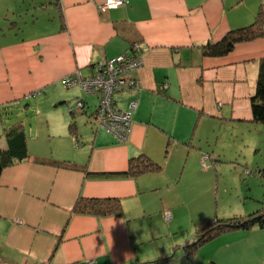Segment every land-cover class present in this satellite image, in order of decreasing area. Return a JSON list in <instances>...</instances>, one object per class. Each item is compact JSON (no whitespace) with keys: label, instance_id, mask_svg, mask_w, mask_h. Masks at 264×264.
<instances>
[{"label":"crops","instance_id":"obj_1","mask_svg":"<svg viewBox=\"0 0 264 264\" xmlns=\"http://www.w3.org/2000/svg\"><path fill=\"white\" fill-rule=\"evenodd\" d=\"M104 1H43L27 12L24 26L12 21L0 28V150L8 146L5 130L15 124H5L9 109L19 105L28 111L34 98V110L48 118L45 131L31 134L19 121L28 157L0 177V264H264V227L223 233L192 257L184 247L196 230L178 242L169 232L185 213L197 214L191 219L196 229L208 220H202L211 211L207 194L187 200L180 187L185 174L213 176L219 170L201 164L204 154L219 161L217 137L224 126L261 129L250 97L264 59V37L238 43L219 57L205 56L202 47L254 23L264 0H128L102 10ZM46 8L42 16L36 11ZM19 13L6 12L0 20ZM133 43L140 44L143 64L129 74L140 86L113 95L123 110L138 100L130 138L121 142L98 123L87 130V118L76 114L94 116L90 95L78 86L66 89L64 79L91 76L94 65ZM78 98L88 104L69 113ZM141 154L161 169L125 175L130 159ZM57 162L87 166L99 175ZM81 196L117 197L123 214L76 213Z\"/></svg>","mask_w":264,"mask_h":264},{"label":"rangeland","instance_id":"obj_2","mask_svg":"<svg viewBox=\"0 0 264 264\" xmlns=\"http://www.w3.org/2000/svg\"><path fill=\"white\" fill-rule=\"evenodd\" d=\"M43 1L53 2L55 0H0V15H4L8 12V15L12 16L14 12H21L18 18H14L15 20L9 18V20H6V23L4 20H0V28L5 26L6 30L9 28L12 21H17L20 26H24L27 12L29 11L31 15L33 7ZM47 7L51 8L52 5L48 3ZM7 9L8 11H6ZM43 10L38 9L36 11L42 16L47 13V8ZM2 34L3 31L0 30V39L3 37ZM128 51H130V48L126 52ZM127 80L131 82V85L126 84L119 89L120 91L118 92L139 88L140 81L137 78L127 75ZM64 87L66 89L73 88L68 86ZM88 98L89 102H91L90 104H92L89 109L90 111H94L96 109L97 98L93 95L88 96ZM34 102V98L29 101L31 107H29L30 109L28 111L23 107L20 108L19 105H15V107L9 109L5 114L6 126L10 123H16L22 120L27 125L26 128L29 134L35 130L45 131L44 123L48 119L47 115L41 111L42 109L40 110L42 113L34 110ZM75 110L83 111L78 109ZM67 111L72 113L70 108H68ZM77 116L87 118V120H85V125L89 131H93L92 128H96L99 124L93 115L88 117L86 115L76 114V117ZM36 122L41 123L36 124ZM244 125L243 129H232L229 126L228 128L224 126L222 135L217 137L219 138L218 147L221 151L219 161H216L217 158H215L214 155H210L206 159V166L201 164L206 168H214L217 166L219 170H214L215 174L213 176L208 173L199 174L197 171V173L185 174V178L182 182L184 184L180 187V195H183L187 200H191L195 196L207 194L205 196V199H207L206 204L209 200L207 206L210 205L209 208L211 211L208 212L202 220L246 215L262 208V203H264V124H255L261 127V129L258 130H249L248 126H246V124ZM80 127H82L81 122ZM254 139L259 145L255 148L249 147L248 142H253L255 141ZM189 206H191V204ZM187 207L188 206H185L183 209ZM166 211H164L165 217L167 216ZM194 214L193 217L192 213L191 216L185 213L179 221L175 222L173 229L169 230V232L172 233L171 236L173 237V241L178 242L180 241L179 238L185 240L187 237H190L193 232L195 233L196 225H194V221L191 219L198 216L196 213ZM166 219L168 218L166 217Z\"/></svg>","mask_w":264,"mask_h":264},{"label":"trees","instance_id":"obj_3","mask_svg":"<svg viewBox=\"0 0 264 264\" xmlns=\"http://www.w3.org/2000/svg\"><path fill=\"white\" fill-rule=\"evenodd\" d=\"M53 4H56L55 2ZM264 37V11L260 8L256 20L254 23L231 29L225 36L216 43H207L203 45L202 50L205 56H224L231 52L236 44L241 42H247L254 40L256 38ZM94 70V67H93ZM94 73V71H93ZM85 77V76H84ZM79 87V86H78ZM81 89V88H80ZM82 90V89H81ZM82 93L84 91L82 90ZM93 95L98 98L99 95L96 94H86ZM84 102V108L88 104L84 98H78ZM76 99L75 102L78 100ZM253 120L256 123L264 124V59L260 62L259 74L256 83V89L254 94L250 97ZM74 102V104H75ZM97 102V106H98ZM115 103V101H114ZM73 104V105H74ZM116 104V103H115ZM95 110V118L96 111ZM1 114V113H0ZM134 114V113H133ZM1 121H3L1 119ZM15 123L12 127L5 130L4 135L7 139L8 146L6 149L0 150V177L3 170L11 166L17 161L24 160L28 157V145L26 132L22 125ZM70 131L76 136V124H70ZM42 162H45L42 160ZM57 166L77 168L84 171L88 176L99 175L97 173L90 172L87 166H77L71 163L60 162L56 163ZM161 165L153 161L150 157L145 154H141L138 157H134L129 161V167L125 175L139 176L141 174L157 172L161 169ZM264 203H262V208L246 215L233 216L229 218H215L208 219L196 229L195 240L185 245V250L189 257H192L198 247L205 244L206 242L212 240L213 238L238 229H251L255 226L264 227ZM74 212L79 214H88L96 216H109V215H122L123 206L122 202L117 197H107V198H87L79 197L74 205Z\"/></svg>","mask_w":264,"mask_h":264},{"label":"built area","instance_id":"obj_4","mask_svg":"<svg viewBox=\"0 0 264 264\" xmlns=\"http://www.w3.org/2000/svg\"><path fill=\"white\" fill-rule=\"evenodd\" d=\"M127 2L128 0H105L99 6L102 10L115 9ZM140 49L139 43H133L130 51L94 65V73L91 76L83 77L78 73L64 79V84L68 87L79 86L86 94L99 95L96 120L121 142L130 138L132 115L137 108L138 101H130L129 109L123 110L114 103L113 95L126 84L131 85V82L127 80V75L143 64L141 56L138 55ZM83 108L84 102L78 99L71 110H83ZM207 157L209 155H203V166H206ZM166 215L168 219L171 218L170 211H166Z\"/></svg>","mask_w":264,"mask_h":264}]
</instances>
